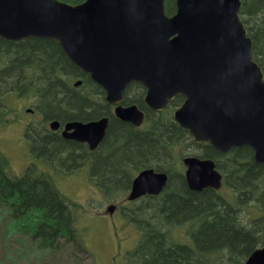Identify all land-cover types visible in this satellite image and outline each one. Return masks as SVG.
Instances as JSON below:
<instances>
[{
  "label": "trees",
  "instance_id": "obj_1",
  "mask_svg": "<svg viewBox=\"0 0 264 264\" xmlns=\"http://www.w3.org/2000/svg\"><path fill=\"white\" fill-rule=\"evenodd\" d=\"M165 5L169 15L176 12V0H166ZM239 14L253 40L254 59L264 70V0H242ZM76 80L82 81L80 86H75ZM14 94L35 99L47 121L110 117L105 137L93 151L54 132L38 136L32 144V153L49 167L72 162V170H77L86 165L89 180L107 197L125 196L134 176L145 168L168 173L160 194L143 196L141 204L131 208L129 218L140 230V240L127 252L128 264H244L264 245V163L255 160L249 145L223 152L210 143L195 142L173 118L182 95L155 111L145 102V87L130 83L124 104H137L146 113L144 125L136 127L113 115L104 89L56 40L11 41L0 36V117L8 115L7 98ZM185 154L213 159L224 176L222 188L230 194L213 187L191 189L182 165ZM20 173L12 171L0 149V213L8 220L9 233H19L26 245L41 253L59 250L62 241L88 251L76 226L74 203L59 190L52 173L34 163ZM138 211L144 217L139 218Z\"/></svg>",
  "mask_w": 264,
  "mask_h": 264
},
{
  "label": "water",
  "instance_id": "obj_2",
  "mask_svg": "<svg viewBox=\"0 0 264 264\" xmlns=\"http://www.w3.org/2000/svg\"><path fill=\"white\" fill-rule=\"evenodd\" d=\"M176 7L170 16L165 0H0V36L56 40L103 87L115 115L136 126L145 112L123 103L131 82L146 88L145 102L157 111L182 95L173 117L196 142L223 152L249 145L255 160L264 163V71L254 60L253 40L239 15L241 0H176ZM50 125L56 129L60 121ZM108 125L107 116L71 120L63 134L95 149ZM183 163L191 189L222 187L213 159L185 155ZM168 178L155 168L139 171L128 199L161 193ZM115 208L111 204L108 211ZM244 264H264V245Z\"/></svg>",
  "mask_w": 264,
  "mask_h": 264
},
{
  "label": "rangeland",
  "instance_id": "obj_3",
  "mask_svg": "<svg viewBox=\"0 0 264 264\" xmlns=\"http://www.w3.org/2000/svg\"><path fill=\"white\" fill-rule=\"evenodd\" d=\"M31 102L30 96L25 94L7 98L9 113L0 117V149L10 159L11 169L16 174L22 171L24 163L27 166L33 160L40 169L52 173L59 190L74 203L76 226L88 251L65 241L59 250L49 253L36 251V246L26 245L25 237L9 233L8 220L4 219L5 214L0 213V264H128L127 252L133 250L140 240V230L129 215L133 213L131 208H137L142 200L129 201L127 194L107 197L89 180L86 165L72 170L75 163L66 162L65 167L55 169L38 158L34 159L22 130L30 116L26 109L33 108ZM223 188L222 193L230 194L227 188ZM111 204L117 205L112 213L108 211ZM139 213L136 214L139 218L144 217Z\"/></svg>",
  "mask_w": 264,
  "mask_h": 264
},
{
  "label": "flooded vegetation",
  "instance_id": "obj_4",
  "mask_svg": "<svg viewBox=\"0 0 264 264\" xmlns=\"http://www.w3.org/2000/svg\"><path fill=\"white\" fill-rule=\"evenodd\" d=\"M31 100H32L31 106L33 108L26 109V111L30 114V116H29V119L24 122V125H23L22 130H23V134H24V136H25V138L27 140V143H28L29 153L32 154V156L34 157V159L37 158V157H36L35 154L32 153L33 152L32 151L33 141L36 142V139H37L38 136L40 138L41 137L44 138L50 132H54L58 137H60L63 140L75 142L74 144H77V145H83L85 148H89L92 151L95 150V149H91L90 146H89V144H88V142H86V141H78V140L70 139V138L64 136L63 130H64V127H65V124L68 121H60V125H59L58 128L51 129L50 128V122L52 120H54V118H50L47 121L46 120V116L44 114V111L39 108L36 100L33 99V98ZM105 116H107V115L99 116L97 118L90 119V120H97V119H100V118L105 117ZM107 117L109 118V116H107ZM87 121H89V120H87ZM110 121L111 120L109 118V125H110ZM109 125H108V127H109ZM108 127H107V129H108ZM106 132H107V130H106ZM98 146H97V148H98ZM37 150L39 151L40 150V147H38ZM38 154L40 155L39 152H38ZM74 155H75V157H80L81 156L80 154H74ZM31 163H34L36 165L37 169H40L38 167V164L36 163L35 160H33ZM28 166H29V164L26 166V163H24L22 170L26 169Z\"/></svg>",
  "mask_w": 264,
  "mask_h": 264
},
{
  "label": "bare ground",
  "instance_id": "obj_5",
  "mask_svg": "<svg viewBox=\"0 0 264 264\" xmlns=\"http://www.w3.org/2000/svg\"><path fill=\"white\" fill-rule=\"evenodd\" d=\"M190 213H191V212H190ZM189 217H190V216H189ZM189 217H188V218H189ZM221 240H222V239H221Z\"/></svg>",
  "mask_w": 264,
  "mask_h": 264
}]
</instances>
